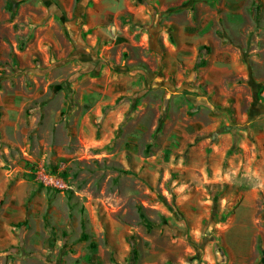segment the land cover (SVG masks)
I'll use <instances>...</instances> for the list:
<instances>
[{"label":"rangeland","instance_id":"1","mask_svg":"<svg viewBox=\"0 0 264 264\" xmlns=\"http://www.w3.org/2000/svg\"><path fill=\"white\" fill-rule=\"evenodd\" d=\"M224 1L171 6L157 0L150 25L132 20L120 43L85 53L76 37L79 18L75 10L60 16L59 0H13V8L10 0H0V174L8 180L3 196L16 181L31 178L66 208L68 225L55 234L59 242L50 256L94 264L100 249L104 264H136L153 247H186L200 255L211 240L218 264L226 259L218 226L197 236L178 224L183 205L174 188L187 180L181 163L192 141L174 129L180 106L186 109L188 102L173 97L178 73L191 75L190 92L199 105L211 104L231 82L248 95L264 92V0H227L226 9ZM172 14L180 23L191 17L194 36L168 28ZM175 36L184 47L179 58L170 44ZM161 59L167 69L157 66ZM131 73L150 77L143 85ZM40 170L63 177L66 188L42 185ZM212 190V216H228L221 186ZM262 222L264 228V213ZM164 229L185 235L187 245L172 246L161 237ZM257 251L264 264V230Z\"/></svg>","mask_w":264,"mask_h":264},{"label":"crops","instance_id":"2","mask_svg":"<svg viewBox=\"0 0 264 264\" xmlns=\"http://www.w3.org/2000/svg\"><path fill=\"white\" fill-rule=\"evenodd\" d=\"M59 1L60 16L65 17L75 10L79 18L76 37L85 53H95L98 49L103 51L104 48L109 50L116 45L111 41L120 43L123 26L132 24V20L135 23L143 20L145 25H150L156 19L153 4H157V0ZM180 1L168 0L171 6L180 4ZM226 4L227 0L223 3L224 8ZM219 13H213V17L220 16ZM127 16L132 18L127 20ZM173 16L168 20L171 24L168 28L171 27L172 31L176 28V33L184 32L185 35L192 31L190 35L194 36L197 30L195 27L191 29V17L187 16L180 23ZM173 39L171 49L177 57L184 47H180L176 36ZM176 65L179 70L180 59ZM157 66L160 70L168 68L162 59ZM132 73V76L141 77L143 85L150 77L149 74ZM188 76L190 78L191 75ZM176 78L180 86L173 97L178 103H188L186 109L180 106L174 129L192 141L186 160L181 163L185 166L187 180L177 182L174 188L176 198L183 205L177 208L184 219L178 224L197 236L206 226L214 224L223 230L228 249L221 264H260L257 240L264 230V92L248 95L244 89H238L236 82H231L225 84L221 95L211 97V104L199 105V97L190 92L193 87L190 79H185V74L181 73ZM209 80L217 82L216 78L210 77ZM192 106H195V111ZM187 129H194V136ZM7 181L5 175L0 174V264H67L64 254H49L52 251L50 247L56 248L59 242L55 234L59 228L68 225L66 208L56 203V198L51 199L48 192L31 178L16 181L4 197ZM218 185L223 190V209L231 207L228 216L220 213L212 216V189ZM1 200H4L3 206ZM211 216L213 220H209ZM174 220L173 217L171 222ZM168 230L164 229L161 237L172 246L187 245L185 235H175ZM186 249L173 252L153 247L145 256L140 255L136 264H218L221 260L211 240L204 244L200 255ZM91 262L104 264L102 250L96 251ZM116 262L121 264V260Z\"/></svg>","mask_w":264,"mask_h":264},{"label":"built area","instance_id":"3","mask_svg":"<svg viewBox=\"0 0 264 264\" xmlns=\"http://www.w3.org/2000/svg\"><path fill=\"white\" fill-rule=\"evenodd\" d=\"M37 180L42 185H45L47 187H52L56 189L66 188L65 180L63 179V177L56 174L47 173L45 170L39 171Z\"/></svg>","mask_w":264,"mask_h":264},{"label":"trees","instance_id":"4","mask_svg":"<svg viewBox=\"0 0 264 264\" xmlns=\"http://www.w3.org/2000/svg\"><path fill=\"white\" fill-rule=\"evenodd\" d=\"M46 1H48V0H46ZM10 5L9 6H11V5H13L14 4V2H13V0H10ZM48 4V6L50 7V8H52V2L50 1V2H47ZM12 8H13V6H11ZM60 10V9H59ZM22 224H25V223H22ZM136 255H137V249L136 248H133V261L135 262V260H136Z\"/></svg>","mask_w":264,"mask_h":264}]
</instances>
